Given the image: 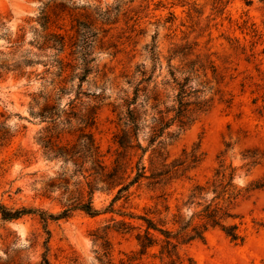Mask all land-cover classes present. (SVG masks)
I'll use <instances>...</instances> for the list:
<instances>
[{
	"label": "rangeland",
	"instance_id": "1",
	"mask_svg": "<svg viewBox=\"0 0 264 264\" xmlns=\"http://www.w3.org/2000/svg\"><path fill=\"white\" fill-rule=\"evenodd\" d=\"M182 45L189 47L184 53H192L188 60L199 57L216 67L215 74L198 68L193 82L211 106L186 129L180 131L178 124L169 129L175 139L165 135L161 141L167 163L184 153H195L201 162L156 190L146 181L133 187L127 207L142 212L160 195L174 207L221 162L232 165L242 191L233 211L241 217L245 241L232 243L211 230L185 253L195 264H264V187L253 188L264 183V117L257 110L264 98L261 0H0V204L57 215L86 199L95 177L89 176L93 165L84 158L83 135H93L110 167L121 151L113 138L121 128L124 99L133 92L128 81L137 66L153 68L149 89L156 85L163 98H172V83L164 85L172 82L169 65L174 70L183 62L168 58ZM47 105L55 106L54 121L40 116ZM141 111L147 114L138 141L150 167L157 146L149 147L153 112L150 105ZM42 139L67 146V158L46 155ZM93 186L94 205L105 209L117 190L110 192L98 181ZM110 218L75 211L69 219L45 224L38 214L13 221L0 215V264H46V247L50 264H102L103 241H95V234ZM106 238L116 264L136 247L113 232Z\"/></svg>",
	"mask_w": 264,
	"mask_h": 264
},
{
	"label": "trees",
	"instance_id": "2",
	"mask_svg": "<svg viewBox=\"0 0 264 264\" xmlns=\"http://www.w3.org/2000/svg\"><path fill=\"white\" fill-rule=\"evenodd\" d=\"M155 42L154 37V47H156ZM187 48H189L187 45L176 47L168 58L169 63L178 57L183 62L174 70L169 65L172 82L166 81L164 85L168 86L172 83L174 91L172 98L169 95L163 98L157 92L156 85L153 89H149L155 72L153 68L150 72L144 66H137L136 73L128 81L133 85L132 95L124 99V111L119 114L121 128L113 138L121 151L117 153L110 167L101 160L93 135L91 133L83 135L84 158L93 165L89 170V176L95 177V181L87 185L89 191L86 199L72 202L57 215L26 207L10 209L0 204L2 218L13 221L38 214L47 224L49 221L69 219L75 211L84 212L90 217L110 214L111 218L102 229V233L99 229L95 234V241H103V252L99 259L102 264H116L111 257V245L106 238L109 232L133 240L136 244L132 251L122 253L124 257L119 260V264H154L153 261L159 264H195L194 260L185 253V248L196 241H204L211 230H220L232 243H243L246 237L240 230L242 223L237 221L241 217L233 211V205L241 197L242 191L235 183L236 168L224 162H221L213 176L205 183L193 185L181 201H176L174 207L169 204L166 195L157 196L154 204L144 206L142 212H136L131 207H127L133 194L131 192L133 187H139L146 181L147 187L156 190L158 187L166 186L174 178L181 177L186 170L196 167L201 162L195 153L191 155L184 153L183 159L167 163L164 143L161 141L165 135H168L170 140L175 139L177 135L169 136V129L176 124L180 131L186 129L196 121L200 113L208 111L211 106V100L202 97L200 95L202 90L195 87L193 82L199 79V69L206 71L209 68L215 74L216 67L210 60L202 63L199 57L188 60L192 53H184ZM152 60H154L153 57ZM89 71L88 68L85 69L81 77L82 81L85 80ZM136 76H139V79ZM257 101L258 99H255L254 104ZM168 102L171 105H168ZM145 105H150L153 112L149 147L157 145L152 148L150 167L143 163L147 150L138 141L141 120L147 114V111L145 113L141 111ZM55 110V106L47 105L40 116L44 120L54 121ZM257 110L258 114L264 117V98ZM56 116L60 117L58 114ZM94 121L95 118L90 117L91 125ZM41 143L46 155L67 158V146L53 143L50 139H42ZM138 151H142V155L133 163V158L137 157ZM75 155L76 153L70 151L71 158ZM156 161H160V167L156 165ZM179 173H181L180 176H178ZM96 181L103 183L110 192L117 190L110 205L105 209H98L94 205L93 184ZM263 187L264 183H256L253 188ZM161 199L163 201H159ZM121 201L123 203L116 208ZM47 232L50 234L49 231ZM48 252L49 247H46L43 255L46 264H50Z\"/></svg>",
	"mask_w": 264,
	"mask_h": 264
}]
</instances>
